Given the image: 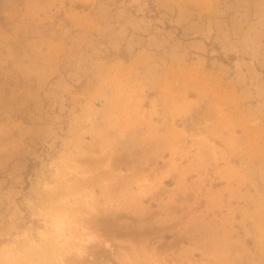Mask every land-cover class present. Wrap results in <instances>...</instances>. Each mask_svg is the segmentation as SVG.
I'll use <instances>...</instances> for the list:
<instances>
[{"label": "rangeland", "instance_id": "rangeland-1", "mask_svg": "<svg viewBox=\"0 0 264 264\" xmlns=\"http://www.w3.org/2000/svg\"><path fill=\"white\" fill-rule=\"evenodd\" d=\"M0 264H264V0H0Z\"/></svg>", "mask_w": 264, "mask_h": 264}]
</instances>
